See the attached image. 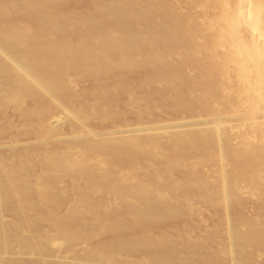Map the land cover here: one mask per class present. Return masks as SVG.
<instances>
[{
  "label": "bare ground",
  "instance_id": "6f19581e",
  "mask_svg": "<svg viewBox=\"0 0 264 264\" xmlns=\"http://www.w3.org/2000/svg\"><path fill=\"white\" fill-rule=\"evenodd\" d=\"M62 1L0 0V264H255L264 0Z\"/></svg>",
  "mask_w": 264,
  "mask_h": 264
},
{
  "label": "rangeland",
  "instance_id": "374dc122",
  "mask_svg": "<svg viewBox=\"0 0 264 264\" xmlns=\"http://www.w3.org/2000/svg\"><path fill=\"white\" fill-rule=\"evenodd\" d=\"M66 1V2H65ZM81 1V2H80ZM72 2V3H71ZM77 4H76V0H63L62 1V5L60 6L61 7V10H64V9H66V8H70V7H72V5H73V8H75V9H78V10H83L88 4H89V0H87V3H86V0L84 1V0H77ZM80 2V3H79ZM83 3H85V4H83ZM69 4H70V6H69ZM80 4H83V5H80ZM81 6V7H80ZM82 85H84V84H82ZM117 106H119V102H117ZM119 107H121V106H119ZM96 130H97V128H95V127H89V128H83V129H79L78 131H79V133L80 134H82V135H86V136H90V135H92V134H94V132H96ZM62 131H63V133H64V135H66V132H67V128L66 127H64L63 129H62ZM3 140H5L4 139V137H0V141H3ZM11 140L14 142V143H18V142H20V141H22L23 139H21V138H17L16 136H14V137H12L11 138ZM29 140H26V142H28ZM65 139H60V140H54V141H50V142H48V143H39V144H35V145H31V144H29V145H26L25 147H28V146H39V147H45V146H48V145H50V146H53L58 152H62V151H64L65 150V148H66V145L64 144L65 143ZM248 203V202H247ZM202 205V204H201ZM200 205V206H201ZM199 205L197 206V208H198V210H199V208H200V211H202L203 209H204V207L202 208V207H200ZM250 208V209H249ZM241 209V210H240ZM243 209H248L249 211H247V213H246V210L244 211ZM197 210V209H196ZM197 210V211H198ZM239 210H240V212L242 211V213H243V211L245 212V213H243V214H246V215H249V216H254V212L251 210V204L249 205H247L246 204V202H245V204L243 203V204H241L240 205V207L238 208V209H236L233 213L234 214H232V217L233 218H235V217H239L238 215H240L239 213L237 214L236 213V211H238L239 212ZM196 211V212H197ZM200 211H198V212H200ZM197 212V214L195 215V217H194V221L196 222V218L199 216V218L200 219H202V217L204 216V213L202 214V217L200 216L201 215V213H198ZM248 212H249V214H248ZM217 213H219L220 214V212H218V210H217ZM216 213V210H214V214H213V212L211 211V213L209 212V216H211L210 218L212 219H216V217L218 216V214ZM252 213V214H251ZM6 213H4L3 215H5ZM216 216V217H215ZM5 218H6V220L8 219H10V217H9V215L7 214V216H5ZM197 219V222H196V224L198 225L197 226V229H198V231H200L201 230V232H198L196 229V231H194V232H192V236H194V234L193 233H195L196 232V236H197V234L198 233H202V231H204V227H205V225H208V224H211L210 222L208 223V224H203L202 225V222H201V220L200 219ZM236 218V219H237ZM212 219V220H213ZM214 219V220H215ZM3 220H4V217H3ZM6 220H4V221H6ZM209 221H210V219H208ZM207 220V221H208ZM199 221L201 222V224H199ZM211 222H213V221H211ZM208 226H210V225H208ZM198 232V233H197ZM199 234V236H201ZM196 236L194 237V238H196ZM199 236H197V237H199ZM52 255H53V257H54V259H51V260H54V261H56V262H69V260H70V255L66 252V250L64 249V247H61V246H55V247H53V250H52ZM25 257V256H24ZM262 257H264L263 255H262ZM262 257H260V258H257L255 261L256 262H254L255 264H264V259H262L261 260V258ZM261 260V261H260Z\"/></svg>",
  "mask_w": 264,
  "mask_h": 264
}]
</instances>
